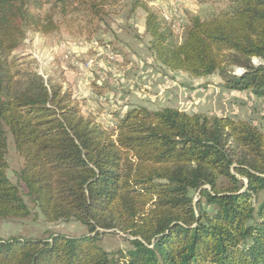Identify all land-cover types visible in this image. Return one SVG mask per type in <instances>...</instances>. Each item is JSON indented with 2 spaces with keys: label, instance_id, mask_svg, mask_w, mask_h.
Returning <instances> with one entry per match:
<instances>
[{
  "label": "trees",
  "instance_id": "obj_1",
  "mask_svg": "<svg viewBox=\"0 0 264 264\" xmlns=\"http://www.w3.org/2000/svg\"><path fill=\"white\" fill-rule=\"evenodd\" d=\"M145 10L159 64L195 78L217 73L228 89L264 99V65L251 61H264V0H226L207 18L191 17L178 42ZM101 11L95 0H0V219L31 214L6 173L10 134L33 207L50 223L87 230L0 238V264H264V131L170 106L133 107L108 128L12 54L27 32L49 35L58 19ZM116 231L128 245L104 249L100 238Z\"/></svg>",
  "mask_w": 264,
  "mask_h": 264
},
{
  "label": "rangeland",
  "instance_id": "obj_2",
  "mask_svg": "<svg viewBox=\"0 0 264 264\" xmlns=\"http://www.w3.org/2000/svg\"><path fill=\"white\" fill-rule=\"evenodd\" d=\"M92 1V0H89ZM102 3L98 18L77 14L74 20L59 21V29L49 35L27 32L23 47L12 52L31 62V69L44 78L62 85L77 101L80 111L112 128L115 116L133 107L160 110L170 106L187 113L229 115L245 119L264 131V99L249 90L236 92L224 86L217 73L195 78L187 73L171 71L159 64L148 48L145 33V7L159 13H169L174 21L182 17L207 18L224 9L226 0H95ZM141 3V6H134ZM165 4V5H164ZM90 10V7H84ZM163 23L168 25L163 21ZM184 28V27H183ZM182 38L173 35L175 42ZM83 42L82 45H78ZM76 44V45H73ZM115 55L110 59L107 52ZM253 64L263 63L259 58ZM241 68H234L240 74ZM6 171L17 184L20 194L31 209L24 219H0V238L13 236L41 238L50 233L68 236L86 233L77 222L50 223L29 202L16 172L22 164L10 134H7ZM207 209L211 207L205 206ZM99 244L106 250L125 248L124 236L116 231L103 235Z\"/></svg>",
  "mask_w": 264,
  "mask_h": 264
},
{
  "label": "built area",
  "instance_id": "obj_3",
  "mask_svg": "<svg viewBox=\"0 0 264 264\" xmlns=\"http://www.w3.org/2000/svg\"><path fill=\"white\" fill-rule=\"evenodd\" d=\"M182 1H185V0H179V2H182ZM169 15L170 14L169 13H166L165 11L162 12V17H163L162 20L170 26L171 30L176 35L181 36L182 33H183V23H184L185 20L182 17H178L174 21H172ZM82 44H83V42L79 43L78 45H82ZM73 45H76V44H73ZM107 54H109L108 57L110 59L116 60V58H115L116 56L115 55H111L108 52H107Z\"/></svg>",
  "mask_w": 264,
  "mask_h": 264
},
{
  "label": "crops",
  "instance_id": "obj_4",
  "mask_svg": "<svg viewBox=\"0 0 264 264\" xmlns=\"http://www.w3.org/2000/svg\"><path fill=\"white\" fill-rule=\"evenodd\" d=\"M243 91H245V90H243ZM243 91H236V92H243Z\"/></svg>",
  "mask_w": 264,
  "mask_h": 264
},
{
  "label": "water",
  "instance_id": "obj_5",
  "mask_svg": "<svg viewBox=\"0 0 264 264\" xmlns=\"http://www.w3.org/2000/svg\"><path fill=\"white\" fill-rule=\"evenodd\" d=\"M261 64H263V65H264V62H263V63H261Z\"/></svg>",
  "mask_w": 264,
  "mask_h": 264
}]
</instances>
